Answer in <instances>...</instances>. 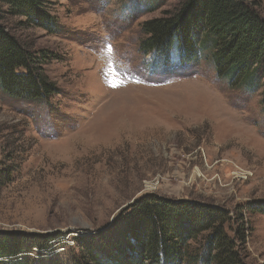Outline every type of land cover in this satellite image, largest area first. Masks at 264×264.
I'll return each mask as SVG.
<instances>
[{
  "label": "rangeland",
  "instance_id": "1",
  "mask_svg": "<svg viewBox=\"0 0 264 264\" xmlns=\"http://www.w3.org/2000/svg\"><path fill=\"white\" fill-rule=\"evenodd\" d=\"M183 1L45 0L51 30L0 5L56 90L29 100L0 84V234L26 236L19 260L74 264L79 237L107 260L133 204L161 196L237 210L247 263L264 264V82L232 87L206 33L190 62L144 49L143 23Z\"/></svg>",
  "mask_w": 264,
  "mask_h": 264
},
{
  "label": "trees",
  "instance_id": "2",
  "mask_svg": "<svg viewBox=\"0 0 264 264\" xmlns=\"http://www.w3.org/2000/svg\"><path fill=\"white\" fill-rule=\"evenodd\" d=\"M0 5L35 26L47 30L54 26L45 0H0ZM259 11L256 0H184L163 17L143 23L148 36L144 49L165 57L178 48L183 60L190 62L198 53L197 36L206 33L203 45L214 49L219 75L227 77L232 87L243 84L254 89L264 82V17ZM1 21L0 16L2 88L15 98L49 99L56 90L40 67L46 56L38 59ZM258 210L264 213V207ZM231 216L226 208L204 201L143 197L124 219L131 238L125 237L117 253L100 259L79 237L74 264H249L244 248L249 228L237 210L235 218ZM234 220L241 223L233 229ZM26 240L20 234H0V259H8L3 263L33 264L29 257L18 259L26 252Z\"/></svg>",
  "mask_w": 264,
  "mask_h": 264
},
{
  "label": "built area",
  "instance_id": "3",
  "mask_svg": "<svg viewBox=\"0 0 264 264\" xmlns=\"http://www.w3.org/2000/svg\"><path fill=\"white\" fill-rule=\"evenodd\" d=\"M71 242H72V239L70 240ZM71 246H75V243L74 242H72V245Z\"/></svg>",
  "mask_w": 264,
  "mask_h": 264
}]
</instances>
